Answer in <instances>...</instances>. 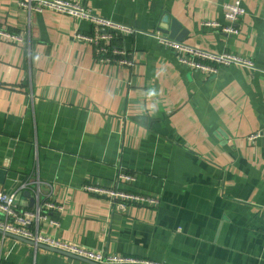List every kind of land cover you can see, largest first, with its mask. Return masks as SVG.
I'll return each mask as SVG.
<instances>
[{"label":"crops","instance_id":"0c3cea01","mask_svg":"<svg viewBox=\"0 0 264 264\" xmlns=\"http://www.w3.org/2000/svg\"><path fill=\"white\" fill-rule=\"evenodd\" d=\"M79 1L137 30L117 43L133 66L99 62L74 38L90 34L84 22L0 0V28L23 39H0V191L38 177L63 207L59 226L41 223L40 233L90 250L160 264H264V141H248L264 126V74L195 71L150 36L170 37L174 20L175 34L186 32L177 41L264 68V0H241L237 36L201 25L225 24L222 4L232 0ZM86 185L159 203L121 211ZM18 205L33 204L21 195ZM0 258L96 264L2 233Z\"/></svg>","mask_w":264,"mask_h":264},{"label":"built area","instance_id":"2783aa9c","mask_svg":"<svg viewBox=\"0 0 264 264\" xmlns=\"http://www.w3.org/2000/svg\"><path fill=\"white\" fill-rule=\"evenodd\" d=\"M16 4L32 13H41L50 10L61 13L84 22L90 26L89 35L78 32L74 35L77 40L89 43L93 49L96 59L99 62L131 68L133 66L132 54L117 44L120 36L124 33H135L137 30L131 26L118 23L110 18L104 17L92 9L86 7L79 0H13ZM223 18L225 24L217 21L205 20L202 27L215 29L225 35L237 36L239 29L236 24L245 14L241 0H232L222 4ZM157 43L164 49L174 53L176 61L189 69L215 75L219 67H239L252 70L256 73H263L264 68H258L254 61L248 57L230 53H213L198 47L190 46L179 42L167 35L160 33L150 34ZM0 39L7 42L23 44L22 36L10 33L0 28ZM257 140L264 141V126L248 137V141L254 143ZM118 178L133 180V176L120 173ZM42 182L38 177H31L21 183L12 192L0 191V232L10 234L31 242L36 249L38 246L48 247L75 257L85 259L97 264H160L149 261L138 260L133 257L112 255L103 251H94L75 244L67 243L60 239L45 236L40 233L41 223L59 226L55 213L63 211V207L57 204L49 194L42 193ZM83 190L107 196L110 202L118 207V210H125L128 204H150L157 205L159 200L136 193L121 191L117 188H103L93 185L83 186ZM28 191L34 199L32 207L21 209L18 205V198ZM0 264L1 262L0 258Z\"/></svg>","mask_w":264,"mask_h":264},{"label":"water","instance_id":"95a60500","mask_svg":"<svg viewBox=\"0 0 264 264\" xmlns=\"http://www.w3.org/2000/svg\"><path fill=\"white\" fill-rule=\"evenodd\" d=\"M179 28V24L176 22V21H174V20H172V24H171V29H170V33H169V35H170V38H174V40L176 39V40H181L182 39V36H184V34L186 33V32H183V33H181L180 35H176L175 34V32H176V30ZM5 175H6V173H5V171L4 170H2V169H0V184H3V182H4V179H5ZM23 196H25V197H27L28 199H29V204H30V206L33 204V198L30 196V193L28 192V191H24L23 192ZM0 233H2V232H0ZM4 235H6V236H12V237H15V236H13V235H10V234H4ZM15 238H17V239H20V240H22V241H25V242H27V243H29V244H32L31 242H29V241H27V240H24V239H22V238H19V237H15ZM38 247H44V246H38ZM44 248H46V249H49V250H52V251H55V252H58V253H61V254H65V255H68V256H71V257H74V258H78V259H81V260H85V259H82V258H79V257H75V256H73V255H70V254H67V253H64V252H61V251H58V250H54V249H50V248H48V247H44ZM85 261H87V260H85ZM89 262H91V261H89ZM94 263V262H93ZM97 264V263H96Z\"/></svg>","mask_w":264,"mask_h":264},{"label":"trees","instance_id":"16d2710c","mask_svg":"<svg viewBox=\"0 0 264 264\" xmlns=\"http://www.w3.org/2000/svg\"><path fill=\"white\" fill-rule=\"evenodd\" d=\"M119 41H120V40H118V42H119ZM118 42H117V43H118Z\"/></svg>","mask_w":264,"mask_h":264}]
</instances>
